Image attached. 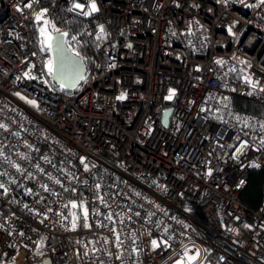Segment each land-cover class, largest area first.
Instances as JSON below:
<instances>
[{
	"label": "built area",
	"instance_id": "built-area-1",
	"mask_svg": "<svg viewBox=\"0 0 264 264\" xmlns=\"http://www.w3.org/2000/svg\"><path fill=\"white\" fill-rule=\"evenodd\" d=\"M50 1L87 63L76 91L35 47ZM95 2L0 0V264H160L190 244L194 264H264V194L239 200L264 168V115L233 102L264 106V4ZM70 198L90 228L72 229Z\"/></svg>",
	"mask_w": 264,
	"mask_h": 264
},
{
	"label": "snow or ice",
	"instance_id": "snow-or-ice-1",
	"mask_svg": "<svg viewBox=\"0 0 264 264\" xmlns=\"http://www.w3.org/2000/svg\"><path fill=\"white\" fill-rule=\"evenodd\" d=\"M261 4H264V0H260ZM25 7H31V4H26ZM84 5L77 3L74 5L75 9H81L82 10V14L83 15H90L91 13H95L97 11H99L95 0H90V10L89 11H83L84 9ZM47 12V9L42 10L40 13L36 14V20L40 21L43 20V17L45 15V13ZM51 24V21L48 20H43V26L40 28V33L41 35L44 37V40L42 41L43 44L46 45L47 49H52L53 48V43L52 41L55 39L56 41V45H55V51L62 57L61 59V63L59 65V71L61 72L62 75H67L68 73H72L75 75H78V77L80 79H83V75L79 72V68L77 66H75L74 64H69L67 62V58H65L63 56L64 53V48H63V44L65 43V41L63 40V37L67 35V33H61L59 36L57 37H53L52 34L48 31V26ZM52 28L54 31H58V29H55V25H52ZM230 31V29H229ZM104 36V29L103 26H101L100 28V35L97 37V39H101ZM73 40H75V37H72ZM77 56H79V53H76ZM218 63H223L222 61H218ZM47 71L49 74H52L54 71H56V66L54 64L53 60H48L47 64ZM253 87H255V85H253ZM175 95V91L171 90L169 95L166 97V99L171 100L173 98V96ZM117 99H125L124 95L119 96ZM29 103H35V101H29ZM0 127H2V125H0ZM262 127H264V125H262ZM17 169L19 170V166H16ZM57 183H59V181H57ZM45 188V190H47V186H43ZM0 189H3L5 193H7V189L4 187L3 184H0ZM65 207H67V205H65ZM71 207L73 209L77 208V207H81L83 209V216H84V223H83V227L85 228H90L91 225L89 223H87V216H88V210L87 208L83 207L82 204L78 205L76 202H71ZM74 219L72 222V229H75L77 227V223L76 220L79 219L78 217H76L75 213L72 214ZM108 219H111V216L108 217ZM0 227H2V225H0ZM117 241H119V236L117 235ZM152 245L153 247H158L159 245L157 244V242L155 240L152 241ZM185 256L187 257L188 261H194L197 259V257L199 256V252L197 251V253L195 255H188V252H185ZM177 264H183V260L181 261H177Z\"/></svg>",
	"mask_w": 264,
	"mask_h": 264
},
{
	"label": "trees",
	"instance_id": "trees-1",
	"mask_svg": "<svg viewBox=\"0 0 264 264\" xmlns=\"http://www.w3.org/2000/svg\"><path fill=\"white\" fill-rule=\"evenodd\" d=\"M48 6H49V11L48 13H45V15L46 17H51L52 25H53L59 19L60 15L54 11V7L51 5V1L49 2ZM37 24H38L37 22H35L34 24L35 47L36 44L38 43V38H39ZM233 102L237 107H240L246 111L255 114L264 115V106L262 105H258L254 102L239 97H234ZM263 194H264V168H254L250 173V177L248 179L247 185L239 195V200L251 209H255V210L260 209L263 202ZM76 215L79 218L77 219V229L81 230L85 228L82 226L84 223V216L83 213H78ZM73 261L75 264H79V261L75 254L73 255ZM7 264H13V262H9Z\"/></svg>",
	"mask_w": 264,
	"mask_h": 264
},
{
	"label": "water",
	"instance_id": "water-1",
	"mask_svg": "<svg viewBox=\"0 0 264 264\" xmlns=\"http://www.w3.org/2000/svg\"><path fill=\"white\" fill-rule=\"evenodd\" d=\"M44 20L51 21V24L48 26V31L52 34L53 37H57L61 33H67L65 31H54L52 28L51 17H45ZM63 40L65 41V43L63 44V48H64L63 56L67 58V62L69 64H74L75 66H77L79 68V72L84 77L87 71L86 61L80 55L77 56L76 53L70 49V47L67 44V35L63 37ZM52 43H53V48L51 49V51L53 54V61L57 70L54 71L52 74H49V77L56 87L67 91H76L80 87L83 79H80L78 75L72 73H68L67 75L61 74V72L59 71V65L61 63L62 57L55 51V45H56L55 39L52 41ZM172 112H173V108L171 107L163 115L162 123L165 127L170 126ZM45 264H50L49 258L45 259Z\"/></svg>",
	"mask_w": 264,
	"mask_h": 264
},
{
	"label": "rangeland",
	"instance_id": "rangeland-1",
	"mask_svg": "<svg viewBox=\"0 0 264 264\" xmlns=\"http://www.w3.org/2000/svg\"><path fill=\"white\" fill-rule=\"evenodd\" d=\"M46 9V6L41 7L40 10L38 11V13H40L42 10ZM46 17V15H44V18ZM43 20H36L37 24V29L39 32V38H38V43L36 44L37 48H43L45 47V44L42 43V41L44 40V37L41 35L40 33V28L43 26ZM55 25V24H53ZM56 25H55V29H56ZM49 74V73H48ZM71 202H76L78 205H80V201L77 198H70V208L71 207ZM73 209V208H72ZM75 213H83V209L81 207H77L74 209ZM188 252V255H195L197 253V251L199 252V256L197 257L196 260L194 261H188L187 257L185 256V252ZM202 257V250L200 249L199 246L194 245V244H190L187 246H184L183 248L174 251L172 254H170L169 256L165 257L160 264H177V261H181L183 260V264H194L195 262H197L200 258ZM7 264V263H6Z\"/></svg>",
	"mask_w": 264,
	"mask_h": 264
},
{
	"label": "bare ground",
	"instance_id": "bare-ground-1",
	"mask_svg": "<svg viewBox=\"0 0 264 264\" xmlns=\"http://www.w3.org/2000/svg\"><path fill=\"white\" fill-rule=\"evenodd\" d=\"M66 32V31H65Z\"/></svg>",
	"mask_w": 264,
	"mask_h": 264
}]
</instances>
